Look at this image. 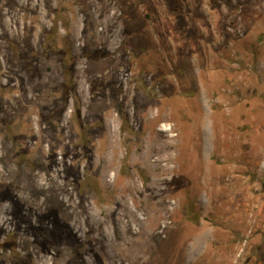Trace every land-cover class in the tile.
I'll list each match as a JSON object with an SVG mask.
<instances>
[{"label": "rangeland", "instance_id": "374dc122", "mask_svg": "<svg viewBox=\"0 0 264 264\" xmlns=\"http://www.w3.org/2000/svg\"><path fill=\"white\" fill-rule=\"evenodd\" d=\"M0 144V264H264V0H0Z\"/></svg>", "mask_w": 264, "mask_h": 264}, {"label": "bare ground", "instance_id": "6f19581e", "mask_svg": "<svg viewBox=\"0 0 264 264\" xmlns=\"http://www.w3.org/2000/svg\"><path fill=\"white\" fill-rule=\"evenodd\" d=\"M167 128H164V127H161L158 131H157V144L155 145V147L152 149V154L153 157L154 156H157L158 158L155 159L153 162V164H158L161 166V168L164 166L161 165L162 162H167L169 161L171 158H170V155H166L165 157H160L161 155L158 156L159 152L161 150L163 151H167L169 149V145L171 143H166V137H165V131H166ZM1 145V144H0ZM1 147V146H0ZM166 178V177H165ZM163 180V179H162ZM166 180V179H165ZM164 180V181H165ZM124 204V203H123ZM112 213V212H111ZM120 239V238H119Z\"/></svg>", "mask_w": 264, "mask_h": 264}]
</instances>
